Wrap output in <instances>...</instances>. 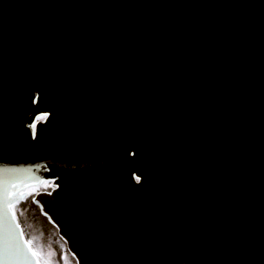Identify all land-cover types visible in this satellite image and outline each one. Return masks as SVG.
Instances as JSON below:
<instances>
[{
	"label": "bare ground",
	"instance_id": "1",
	"mask_svg": "<svg viewBox=\"0 0 264 264\" xmlns=\"http://www.w3.org/2000/svg\"><path fill=\"white\" fill-rule=\"evenodd\" d=\"M1 46L3 45L0 42V47ZM102 48V43L95 41L93 49L90 44L87 56L91 53L96 56ZM36 63L37 65H41L42 62L40 60H37L36 62L33 60L27 66L25 65L24 69H26V75L20 76V88L18 91L16 89L17 84L14 80L13 71L9 72L7 68H0V76L5 79L2 82L1 92L7 101L9 110L12 112V118L10 117L6 120L7 125L10 126L9 129L6 131L4 130L5 128L3 129L0 125V141L13 138L21 139V137L17 135L22 132L20 128H26V124L29 126L33 123L37 109H42L35 108V104H37L35 93H40L42 90V85L40 84V80L34 69ZM82 64V62H79L74 65L73 68L79 69L82 67ZM66 77L67 76H65L61 82V88L58 90H52L51 92L53 103L45 108V111L50 112L51 115L55 113L54 105L62 99V93L64 95V102L61 105V110L65 109L67 111L70 107V112L73 111L74 106L78 105L80 106V109H83L88 103L95 99V97L91 95L83 100L77 93L70 91L65 82ZM44 89L51 90L50 83L46 84ZM19 102H21L22 105H20ZM25 107L30 108V110L25 111ZM100 115V110L91 107L90 111L83 115V121L88 122L93 119L101 121ZM67 120L68 118H66L65 121ZM56 125L57 123L55 126ZM55 126L52 129H55ZM40 128L41 125L39 126V129ZM67 128L68 126L66 125V129ZM30 130L32 129L30 128ZM52 141L54 143L53 145H51ZM60 141H63V139H61L59 135H55L53 140H49L50 147L41 145L34 148V151L38 154L40 159L44 158L43 156L50 154L55 155L58 158V160L53 163L39 160L40 165H49L51 173H40L36 179L43 178L50 181L51 179H54L53 177H60V173L64 175L65 180L60 195L64 196L58 201V204L60 205L58 206V210H61V213L58 214H60L59 216L62 218H65V214L67 216H69L70 213L73 214L71 218L73 221L71 222H74L76 229L80 232L78 235L80 241L87 242L86 239L92 235V247L96 250H100L111 241L114 243L115 236L118 237V240H122L124 238V231L134 236L154 238L155 235L149 227L152 226L153 229H158V227H154L150 221H143L138 213H117V205L100 195L101 189L99 183L102 175L97 169L89 168V165H86V168L83 170L69 169L66 167V162L71 164L82 162L75 157L60 153L58 151V143ZM30 147L33 148L34 145L30 144ZM63 203L65 204L63 205ZM116 221L123 224L121 228L117 229V231H115Z\"/></svg>",
	"mask_w": 264,
	"mask_h": 264
},
{
	"label": "snow or ice",
	"instance_id": "2",
	"mask_svg": "<svg viewBox=\"0 0 264 264\" xmlns=\"http://www.w3.org/2000/svg\"><path fill=\"white\" fill-rule=\"evenodd\" d=\"M40 95L41 94L38 92L35 93V99H36L37 103H39V101H40ZM50 115H51V113L48 111L37 109L36 114H35L34 119H33V123H31L29 125V127L32 129L31 135H32L33 139H35L37 136L36 130H37L38 125H41V124L47 122ZM0 167L9 168V167H12V165H2ZM32 167L39 168V167H42V165H34ZM56 179H59V177H57ZM135 179L137 181H140L141 176L136 175ZM34 183H35L36 187L33 188L32 191H37V189H39L41 187H43L45 189L52 187V185L49 184V181L47 179H43V178H39V179L35 180ZM59 187H60L59 184H55V188H59ZM28 194H30V193H28ZM28 194L20 193V194H18V196L20 198L26 199ZM49 194H51V193H49ZM5 195H6V193L2 189H0V219H2L4 211L7 210L9 217L14 221L16 226L19 227V222H18V220H16L17 210L15 208V203H16L18 197H17V195L8 196L7 203L5 204ZM33 199H35V197H33ZM36 203L39 204L40 202L37 200ZM41 208H43V205H41ZM44 214L48 215L47 212H45ZM20 231L22 233V229ZM24 245L27 247V250L32 254V257L35 260V264H41V261L39 259V256L41 255V253L36 248L33 247L32 243L30 241L24 240ZM72 256L76 260L77 264H79L80 258L77 256V253L73 252ZM63 259L65 261V264H67L68 257H67L66 253L63 254ZM0 261H2V258H0ZM44 264H59V261L58 260L45 261Z\"/></svg>",
	"mask_w": 264,
	"mask_h": 264
},
{
	"label": "water",
	"instance_id": "3",
	"mask_svg": "<svg viewBox=\"0 0 264 264\" xmlns=\"http://www.w3.org/2000/svg\"><path fill=\"white\" fill-rule=\"evenodd\" d=\"M258 110L257 109H255L254 110V112H257ZM1 149H3L4 151H5V153H9V148H8V146H2L1 147ZM43 167H46V166H42V167H40V170H41V168H43ZM125 170H123L122 172H123V174L125 175V178H128V176H129V173H130V175H131V172H129V171H125ZM48 173H51L50 172V169H49V171H48ZM136 174H140L138 171H136L135 172ZM54 179V181H55V183L56 184H59L57 181L59 180V179H56L57 177H53ZM0 186H3V183H2V181H1V179H0ZM23 188V185L22 184H14V183H12L11 184V186L9 187V190H7V193H6V201H5V204L7 203V199H8V196H11V195H17V191L18 190H20V189H22ZM14 190H15V192H14ZM20 192V191H19ZM60 192H61V190H59L58 191V188H55L54 190H52V192H51V194H49L50 192H45L42 196H43V198H44V203L42 202V204H43V208H41L40 207V211H41V213H45V212H47L48 213V215L50 216V214L51 213H53V210H52V206H53V203H54V201H56L57 199H58V197H59V195H60ZM17 201H16V203L19 201V199H20V197L17 195ZM15 203V204H16ZM7 211V210H6ZM8 213V212H7ZM8 218H9V220L12 222V224H13V227H14V229L16 230V232H17V234L19 235V237H20V240H21V243H22V246H23V249H24V253H25V260H26V264H35V260L33 259V257H32V254L27 250V247L24 245V238H23V231H22V233H21V227H20V225H19V227H17L16 226V224L14 223V221L9 217V214H8ZM78 256V255H77ZM79 258H80V260H81V262H82V258H81V256L79 255L78 256Z\"/></svg>",
	"mask_w": 264,
	"mask_h": 264
},
{
	"label": "rangeland",
	"instance_id": "4",
	"mask_svg": "<svg viewBox=\"0 0 264 264\" xmlns=\"http://www.w3.org/2000/svg\"><path fill=\"white\" fill-rule=\"evenodd\" d=\"M27 205H28V204H25V205H21V206H19V207H18V212H20L21 210H23L24 208H26ZM19 215L21 216L22 213H19ZM50 237H51V236H46V239H45V240H46V244H45V246H46V248L49 249V250H54V249H53L54 244H52V243L50 242V239H49ZM53 240H54V239H53ZM56 259L59 261V264H61L58 256H56Z\"/></svg>",
	"mask_w": 264,
	"mask_h": 264
}]
</instances>
